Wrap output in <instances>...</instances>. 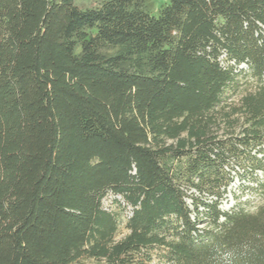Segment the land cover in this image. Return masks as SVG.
<instances>
[{
	"label": "trees",
	"instance_id": "1",
	"mask_svg": "<svg viewBox=\"0 0 264 264\" xmlns=\"http://www.w3.org/2000/svg\"><path fill=\"white\" fill-rule=\"evenodd\" d=\"M239 170L264 0H0V264H264V201L220 208Z\"/></svg>",
	"mask_w": 264,
	"mask_h": 264
},
{
	"label": "rangeland",
	"instance_id": "2",
	"mask_svg": "<svg viewBox=\"0 0 264 264\" xmlns=\"http://www.w3.org/2000/svg\"><path fill=\"white\" fill-rule=\"evenodd\" d=\"M75 3L81 7H89L97 4L101 0H74ZM167 0H145L146 4L149 6V10L152 14H157L161 5H163ZM221 130H219L220 132ZM239 170V176H235L233 181L227 188L226 197L221 201L220 208L227 210L236 206L238 203L240 206H243L249 210H254L257 205L264 201V197L262 196V189H254L256 185V181L264 182V174L257 170L250 174L247 172H243ZM114 198L120 199V196L113 194L112 192H108L102 199V206L108 210L112 211H121L120 207L113 201ZM189 202V200H187ZM122 203V202H121ZM123 204V203H122ZM122 215L130 214V207H126L123 210ZM127 229L125 228V219L119 224L118 232L116 234V239L121 238L125 233H127ZM154 260L152 264H165L164 260L160 257H157V250L153 251ZM79 264H98L93 259L83 260Z\"/></svg>",
	"mask_w": 264,
	"mask_h": 264
}]
</instances>
